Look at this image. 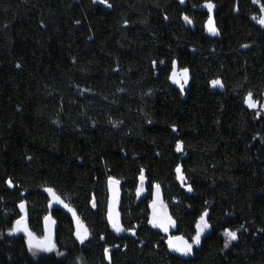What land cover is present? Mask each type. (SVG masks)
Here are the masks:
<instances>
[{
  "label": "trees",
  "instance_id": "1",
  "mask_svg": "<svg viewBox=\"0 0 264 264\" xmlns=\"http://www.w3.org/2000/svg\"><path fill=\"white\" fill-rule=\"evenodd\" d=\"M207 2L0 0V264H264V117L244 102L264 93V30L252 21L264 0H211L212 14ZM173 62L189 70L183 91L170 85ZM110 176L121 232L106 220ZM156 184L176 236L191 243L208 213L188 257L149 223ZM21 202L36 236L53 219L62 259L35 260L6 236ZM226 229L237 231L227 251Z\"/></svg>",
  "mask_w": 264,
  "mask_h": 264
},
{
  "label": "snow or ice",
  "instance_id": "2",
  "mask_svg": "<svg viewBox=\"0 0 264 264\" xmlns=\"http://www.w3.org/2000/svg\"><path fill=\"white\" fill-rule=\"evenodd\" d=\"M100 2L105 3L106 0H100ZM183 2H184V0H181V3H183ZM109 7H111V5H109ZM204 7L208 9L209 13H211L212 10L214 9L215 5L211 2V0H209V2L204 4ZM183 19L188 23L192 22L187 16H184ZM259 23L264 25V18H261L259 20ZM207 28H208V31L210 33H212L213 35L218 34V30L216 29V27L214 25L213 17L211 15H209V17H208ZM244 47H247V45H244ZM17 67H19V65H17ZM188 71L189 70L187 68H184L178 72L176 70V64H175V62H173V72H172L170 79L172 80V82L174 84L180 85L181 91H183V84L187 83ZM181 81H183V83ZM211 84L213 87H216V86L223 87V85L219 79L211 81ZM244 102L250 108L256 107L257 103H258V102L253 100V93L252 92H249L247 94V96L244 99ZM172 131L175 132V131H177V129L175 127H173ZM182 146H183V142L178 140L176 142V151H178V152L181 151ZM176 173H177V179L183 181L184 176L182 175V171H181L180 166H177ZM140 180H141V183H143V181L145 180V176L143 174V171H141ZM7 183L9 186H12L11 179H9L7 181ZM118 184H119L118 180L114 179L111 176L108 177V185H109L110 189H112V191H113V200H112V202H110L109 209H108V219L111 222L113 229L116 232H121V231H125L126 229H124L121 226V224L119 222L118 214L114 212V204H115V199H116V197H115V191H116L115 186ZM154 187L156 189V199H154L152 202L153 213H152V218L149 220V223L152 224L154 227L161 228L163 231L167 232L169 227L172 226L174 224V222L172 221L171 217L167 215V212L164 210L165 206L163 205V202L159 199L160 185L156 184V185H154ZM188 190L191 191V188L189 187ZM46 191L51 193L52 189H46ZM56 199H57V201H59L58 197ZM19 207H20V210L22 212H25V203L24 202H21ZM65 207H67V205H65ZM93 207H95L94 202H93ZM69 211H71V209H69ZM207 215H208V213H207V211H205L200 216L199 221L196 224V233L194 236H192L191 243H189L188 240H186L182 236L170 237L168 239L169 248L175 252H179L181 255L187 256V255L192 254L193 245H196V246L200 245L201 236L203 235L204 231L210 227V225L208 224V222L206 220ZM49 220H50V217H45L46 222ZM128 230L130 231L131 229H128ZM17 232L26 233L27 238H28L27 243H28L30 251L33 249H37V250H41V251H51L55 247V244L53 243L51 234L49 232L46 231V234L43 237L37 238L27 228L26 216H22L20 219H18L15 222V224L11 228L9 234L17 233ZM133 234H135V233L133 232ZM76 235H77V239H79L81 242H83L88 236L87 229L84 228L83 225L79 221L77 222ZM223 235L225 237V244H224L225 248L228 247V245L231 241H234L237 239V231L226 229L224 231ZM107 251L108 250L105 249L106 253H107Z\"/></svg>",
  "mask_w": 264,
  "mask_h": 264
},
{
  "label": "rangeland",
  "instance_id": "3",
  "mask_svg": "<svg viewBox=\"0 0 264 264\" xmlns=\"http://www.w3.org/2000/svg\"><path fill=\"white\" fill-rule=\"evenodd\" d=\"M254 5L256 6V7H259V5H258V2L257 1H255L254 2ZM260 8V7H259ZM261 18H264V14L263 13H260L258 16H256V17H254V18H252V21L260 28V29H262V30H264V25H262L261 23H259V20L261 19ZM257 102V101H256ZM246 107L248 108V109H250V110H252V111H254L257 115H260V116H263L264 117V93H263V96H262V99H261V101L260 102H258L257 103V106L256 107H254V108H250V107H248V105L246 104ZM143 192V187H142V185H141V188H140V193H142ZM48 194L50 195V197H51V204L54 206H56V205H60L61 203L59 202V201H57V199L54 197V195L52 194V193H50V192H48ZM154 199H156V194H155V198ZM159 199H160V197H159ZM161 200V199H160ZM165 211H166V208L164 209ZM152 212H153V209H152V205H151V218H152ZM167 212V211H166ZM69 214H70V216L72 217V220H73V226H74V231H75V240L78 242V243H83V242H85L88 238H89V233H88V236H87V238L83 241V242H81L79 239H77V235H76V232H77V222L79 221L82 225H83V227L85 228V226H84V224L78 219V217L74 214V212H72V211H69ZM168 215V214H167ZM22 216H26V225H27V228L30 230V228L28 227V223H27V213H26V209H25V212H22L21 210H20V217H19V219L22 217ZM46 217H50V215H47ZM18 220V219H17ZM16 220V221H17ZM15 221V222H16ZM15 222L13 223V225H12V227L14 226V224H15ZM152 225V224H151ZM43 226H44V233H43V236L46 234V231L47 232H49L50 234H51V237H52V241H53V243L55 244V247L51 250V251H41V250H37V249H33V250H29V246H28V243H27V235H26V233H24V232H17V233H12V234H9L10 233V230L11 229H9L7 232H6V236H8V237H23L24 238V241H25V245H26V249H27V253H28V255L31 257V258H33V259H40V258H44V257H57L58 259H62L63 257V255L59 252V250H58V247H57V244H56V240H55V223H54V221H53V219L50 217V220L49 221H45V218H44V223H43ZM153 226V225H152ZM11 227V228H12ZM154 227V226H153ZM155 229H157L158 231H160L162 234H164L165 235V238H166V243H167V245H168V239L170 238V237H179V236H176L175 234H173V225L172 226H170L169 227V229H168V231L167 232H165V231H163L161 228H158V227H154ZM31 231V230H30ZM32 232V231H31ZM33 233V232H32ZM34 234V233H33ZM35 235V234H34ZM36 236V235H35ZM43 236H41V237H43ZM37 238H40V237H38V236H36ZM223 237H224V235H223ZM224 239H225V237H224ZM237 240V239H236ZM236 240H234V241H231L230 243H229V245H228V247L227 248H225V246H224V249H225V251H227L229 248H230V246H231V244H233V243H235L236 242ZM224 244H225V240H224ZM194 246L195 245H193V248H194ZM168 249H169V251L171 252V253H173V254H176V255H180V256H183V257H188V256H190V255H187V256H185V255H181L179 252H175V251H173L172 249H170L169 248V246H168ZM35 253V254H34Z\"/></svg>",
  "mask_w": 264,
  "mask_h": 264
},
{
  "label": "water",
  "instance_id": "4",
  "mask_svg": "<svg viewBox=\"0 0 264 264\" xmlns=\"http://www.w3.org/2000/svg\"><path fill=\"white\" fill-rule=\"evenodd\" d=\"M176 1L179 2V3H181V0H176ZM204 10L208 14H212L213 13V10H212L211 13H209L208 9L205 8V7H204ZM205 33H206L207 36H210L211 38H215L216 37V35H213L212 33H210L208 31L207 23H206V27H205ZM176 70H177V67H176ZM181 82L183 83V81H181ZM188 84H189V77L187 79V83H184L183 84V90H185L187 88ZM170 85H171L172 88H175V89H178V90L181 91L180 85L179 84H174L171 79H170ZM115 188H116V191H115V197H116V199H115V204H114V212L118 214V218H119V222H120V220H121V216H120V212H119V209H120V201H121L120 183L118 185H116ZM107 192H108V203H107V210H106V220H107L108 225L111 228H113L111 222L108 219L109 204L113 200V191H112V189H110L109 185H107Z\"/></svg>",
  "mask_w": 264,
  "mask_h": 264
}]
</instances>
